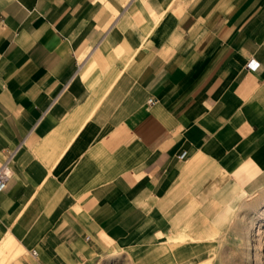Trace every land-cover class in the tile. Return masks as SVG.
Here are the masks:
<instances>
[{
    "label": "crops",
    "instance_id": "crops-1",
    "mask_svg": "<svg viewBox=\"0 0 264 264\" xmlns=\"http://www.w3.org/2000/svg\"><path fill=\"white\" fill-rule=\"evenodd\" d=\"M21 141L0 264H212L264 191V0H0Z\"/></svg>",
    "mask_w": 264,
    "mask_h": 264
},
{
    "label": "rangeland",
    "instance_id": "rangeland-1",
    "mask_svg": "<svg viewBox=\"0 0 264 264\" xmlns=\"http://www.w3.org/2000/svg\"><path fill=\"white\" fill-rule=\"evenodd\" d=\"M212 264H264V191L239 209L221 236Z\"/></svg>",
    "mask_w": 264,
    "mask_h": 264
},
{
    "label": "built area",
    "instance_id": "built-area-1",
    "mask_svg": "<svg viewBox=\"0 0 264 264\" xmlns=\"http://www.w3.org/2000/svg\"><path fill=\"white\" fill-rule=\"evenodd\" d=\"M259 62L254 60L253 58H250L246 62V67L250 69H255L258 67ZM148 102H150V99H148ZM22 144V141L16 145L14 148L11 149H5L3 152V158L0 162V191H2L5 188L6 181L10 176L11 170H10V165L14 160V157L19 150L20 146ZM184 152H181L178 154V158H183L184 157ZM32 255H34V252H31Z\"/></svg>",
    "mask_w": 264,
    "mask_h": 264
}]
</instances>
